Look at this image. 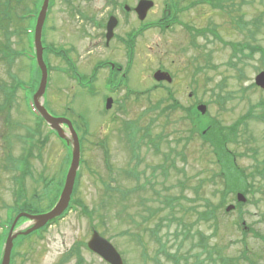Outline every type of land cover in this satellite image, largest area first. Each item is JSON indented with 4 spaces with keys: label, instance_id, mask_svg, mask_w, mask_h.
<instances>
[{
    "label": "rangeland",
    "instance_id": "374dc122",
    "mask_svg": "<svg viewBox=\"0 0 264 264\" xmlns=\"http://www.w3.org/2000/svg\"><path fill=\"white\" fill-rule=\"evenodd\" d=\"M68 1L56 0L57 6L43 24L42 55L49 71L42 102L50 115L72 123L83 144L84 163L80 167L76 194L70 197L72 210L43 232L40 238L31 236L22 242L21 239L17 240L16 244L21 243L15 247L14 264H106L86 248L94 232L114 246L124 264H173L158 252L156 242L149 238L148 229H155L160 219H166L162 221L160 229L161 241L166 244L168 252H178V257H181L179 264H193L195 261L190 257L186 262L182 256L189 253L191 244L199 242L196 231L209 238L207 242L215 250L214 258L237 259L244 249L240 242L242 234L236 224L241 221L240 216L250 227L245 238L248 249L253 253L249 258L250 264H264V178L257 176L251 181L254 183L255 197H250V203L245 204L241 212L224 215V210L220 208L215 222L197 221L192 208L203 211V199H210L212 204L218 206L223 198L224 186L219 179L201 186L199 197L202 199L196 200L194 194V187L200 180H208L218 167L197 135L188 142L184 139L192 125L181 120V111L171 112L165 118L159 115L160 108H153V105L166 100L168 89L172 98L183 108L198 109L203 106L206 110L203 117L207 115V118L218 121L223 127H229L248 115L253 107L256 113L240 125L237 142L229 145V148L236 154V164L240 168L250 172L256 164L263 165L264 119L260 120L259 116L264 114V106L257 105H264V90L249 87L253 85L255 76L264 72V59L259 53L248 55L247 49L243 50V54L234 55L233 48L251 44L264 50V0H220L219 9L202 0H147L152 7L142 22L134 12L139 2L137 0ZM165 1L175 4L182 11L177 16L180 24L166 31L152 29L136 36L130 62L132 65L125 80L132 91L145 95L126 97L123 95L126 91L118 87L120 94L112 98V107L106 111L103 99L110 87L104 86L103 82L109 68L100 70L97 66L104 60L119 63L121 71L117 73L113 70V73L118 74L117 80L120 79L127 62L120 39H126L124 34L127 30L137 31L141 23L160 18ZM110 2L112 6L116 4L114 10L119 15L115 28L119 40L106 48L103 42L97 45L104 29L96 30L91 23H105L106 7ZM124 5L129 8L126 14L118 8ZM27 7L30 8L27 2L13 1L12 13L19 16ZM30 9L28 13L36 12L33 6ZM33 21L30 19L29 27L26 21L10 19L7 25V49L13 53L23 50V57H14L10 63L0 58V103L4 98L1 90L12 85L15 78L21 79L23 85V93L17 92L10 111L9 121L15 126L12 130L5 126V113H0V221L4 219L5 208L14 206L17 190L13 183L17 174L14 169L22 158L23 138L33 125L29 103L30 95L37 89L38 73L35 59L32 60L33 35L31 40V35H25L22 31L24 27L34 33ZM244 24L246 27H243ZM191 29L193 32L190 33ZM198 31L200 34H197ZM5 44L7 41L2 37L1 30L0 47ZM54 49L57 54H66V59L53 56L51 52ZM66 63L72 65L73 71L82 77L84 86L77 85L67 74L60 72L69 67ZM156 72L166 73L171 78V84L155 82L152 76ZM111 84L114 86L118 81ZM158 84L164 85L155 88ZM167 104L165 101L163 106ZM152 118L154 124L149 125ZM127 122L136 125L137 134L134 127L129 129L130 137L135 140L145 130H151L155 137L161 135V153L153 154L151 147L141 144L138 153L141 162L136 163L135 158L131 157L135 155H130L126 145L125 136L129 132L124 125ZM9 132L14 136L8 135ZM44 136L43 133L34 138V148L27 162L26 181L19 193V196L23 195L29 200L32 194H38L34 204L33 200L31 203L35 206L33 210L42 211L39 215L51 212L58 202L48 201L44 185L47 183L49 192L54 193L56 183L65 182L70 168L69 149L57 137ZM68 147L71 149L70 143ZM108 165L112 166V173L107 169ZM131 172L138 175V183L127 179ZM111 177L115 191L110 195L106 186H110ZM135 186L144 187L130 194ZM128 191V198L122 199L121 193ZM170 198L179 200V206L172 212L166 206ZM225 201L226 206H236L234 195L229 194ZM79 206L86 208L91 215L83 214ZM152 212H155L154 216L147 220ZM171 215L190 228L193 234L191 239L181 243L183 237L176 234L180 227L176 222H167ZM18 221L15 229L31 227L29 220ZM181 230L184 231L183 228ZM255 236H259V239ZM199 251L196 248L193 252ZM154 259H158L159 263H155Z\"/></svg>",
    "mask_w": 264,
    "mask_h": 264
},
{
    "label": "trees",
    "instance_id": "16d2710c",
    "mask_svg": "<svg viewBox=\"0 0 264 264\" xmlns=\"http://www.w3.org/2000/svg\"><path fill=\"white\" fill-rule=\"evenodd\" d=\"M13 1L18 2V0H13ZM13 1L12 0H0V31L2 30V37L7 41V45L5 44V45H2L0 47V58L2 59V61L8 62V63L13 62L12 59L14 57L16 58V57L22 55L18 52H14V53L10 52L9 49H7V46L9 45L8 44L9 35L7 33V30H8L7 25H9V21L12 17L14 19L16 18V16L12 13L13 8L11 9V5L13 4ZM202 2H208L209 5H211L214 8H217V9L221 8L220 0H202ZM172 13H173V10H170V14L172 16H168L165 14L163 19L166 20V19L174 18ZM17 18H18V16H17ZM162 21L163 20L158 22L157 25H155V26L162 29V25H161ZM243 27H246V25L244 24ZM189 32L190 33L193 32V29H191ZM198 33L200 34L199 31L197 32V34ZM251 36H253V35H251ZM244 49L248 50V55L252 56L254 53H259L261 55V58L264 59V50L260 49L257 46H251V44H247V45L243 46V48L241 45L235 46L233 48V54L234 55H236V53L243 54ZM54 50L51 53L54 54L55 56H58V57L62 56L63 59L66 57V54L62 55L61 52L59 54H57V53H55L56 50L55 51ZM13 54H14V56H13ZM67 70H68L69 74L77 75L76 73H74L73 67L70 64H69V67L67 68ZM37 73H38V80L37 81H39L40 73L38 70H37ZM78 77H79V79L82 78L81 76H78ZM249 88L253 89L254 86L251 85ZM166 92H167V98L165 101L168 102L169 104H167L165 112H161L159 115H163V117L167 118L169 116V114H171V112L182 111L183 116L181 117V120L185 123H188V124L190 123L192 125L190 132H189V135L187 137H185L184 139H186V141L188 142L192 138H194L195 135H197V137L199 138V140L201 141L203 146H205L209 149V152L213 157V163H214V165H217V167H218L217 171L213 172L210 175L208 180H204V179L200 180L199 184L196 187H194V194L196 196L195 197L196 200L202 199L201 197H199V190H200L201 186L204 183H209V182L215 183L219 179L221 182V185L224 186V189L222 192L223 198L219 201L221 203H219L217 206L216 204H212L210 199L205 198V199H203V205H204L203 207L205 208V210L196 211L195 208H192V210L196 213V215L200 221L210 222L211 220H213L215 222L217 212H219V209L226 202L225 201L226 196H228L229 194L232 195L233 193L240 192L246 197L247 202H250V198H248V196L254 197V195L256 193L255 188H254V183H252L251 181L255 180L257 176L264 178V164L263 165L262 164H256V166H254V170L248 172L246 169L240 168L236 164V154L234 152H231V150L229 148V145L235 144L237 142V137L239 134L240 125L244 124L245 120L251 118V116H252L251 114L255 109L252 107L249 110L248 115L242 116L238 122L232 124L229 127H223L218 121L211 120V119H209V117L207 118V115L204 117L200 116L196 112L194 107L183 108L182 106H180L178 104V102H177V100H175V98H172V95H171L170 91H168V89L166 90ZM162 104H163V101H160L157 104L153 105V108L154 109L160 108V110H161ZM259 106H264V105L259 104L257 107H259ZM259 119L260 120L264 119V114L262 116H259ZM39 121L42 122L41 119H39ZM148 124L153 125L154 124V118L150 119ZM132 127L135 128V131L137 133L136 125L134 123H131L129 125V129ZM140 142L144 143L145 146L147 145V146L151 147L153 154L160 153V151H159L160 143L162 144L161 135H158L157 137H155L151 133V130H149V131L145 130L144 132H142V134L140 136ZM137 150L138 149L134 148V149H132V152L135 155L133 157L135 159H137L136 162L139 163V162H141V160H140L141 158L137 154ZM106 164H107V162H106ZM24 166L26 168V161H25ZM107 169L112 173V166L111 165H108ZM129 177L130 178H127V179H132L136 183L139 182V178H137L138 175L136 173L131 172L129 174ZM111 181L112 182L114 181V179L112 177H111ZM146 181L147 182H145V183L148 184L149 181L148 180H146ZM61 185H62V182H60V181H58L56 183L55 193H52L53 195H51V193L49 192L50 188H49L48 184L46 183V185H44V189L47 191L46 192V198L48 199V201H50L52 203L53 201H55L57 199L58 194L60 192ZM149 186H151V185H149ZM143 187L144 186H135L134 188H132L130 190V194H134V192L136 190H141ZM106 189L108 190L110 195H111V193H113L115 191V188L112 185L106 186ZM117 190H119V189H117ZM128 193H129V191L127 193L122 192L121 195L122 194L123 195L121 196V198L127 199ZM37 197L32 196V199L29 200L27 198H24L22 195L19 198L20 203H19L18 207L15 209H12V210H8V212H7L8 226L11 224L15 215L18 213L24 212L27 214H38L39 212H42V211H38V210H33V209H35V206L33 204H34V201ZM182 199H185V198L182 197ZM195 199H193V201H195ZM32 200H33V204L31 203ZM173 200H176V202ZM178 201H179L178 198L177 199H171V198L168 199L166 206L171 209V212L173 211L174 208L179 206ZM161 203H164V202L161 201ZM52 205L53 204H51L49 206V208ZM238 206H239L238 210L240 211L243 205L239 204ZM70 209H71V207H69L67 212ZM160 210L162 212L161 208H160ZM82 211H84L85 213H89V215H91L90 211H87V209L84 207H82ZM157 211H159V209ZM67 212L62 217H64L67 214ZM155 212L150 213L149 216L147 217V220L151 216L153 217ZM170 217L171 218L167 222L172 223L173 221H175L178 223V227H180L179 230H176V234L179 233V235H181L183 237V241H181V243L188 240V238L193 237V235L190 232V229L186 228V225L182 222L181 219H177L176 217H174L172 215ZM129 219H130L129 221H131L132 217H130ZM164 220H166V219H160V223L157 225V227L155 229H148L149 238L156 242V245L158 246V252H161L167 260L171 261L173 264H179L181 257H178V252L177 251L173 252V253L168 252V250L166 248L167 247L166 244L163 243L157 235V233L161 231L160 229L163 226L162 221H164ZM20 221H25V219H21ZM132 222H130V223H132ZM181 228H184V231H182ZM34 234H36V233H34ZM34 234H32V235H34ZM195 235H197L200 238V241L198 242L197 245L194 244L195 247L193 249L189 248L190 249L189 253L182 256L186 262L188 260L187 258L192 257L195 260L193 262V264H246V263H248V262H246L247 261V258H246L247 255H245L246 250H243L241 255H240V258H237V259L236 258L226 259L223 257L214 258L215 250H214V248L212 249V247L209 246V244L207 242L209 238L205 237L204 234L200 231H196ZM25 238L26 237H21L20 238L21 242L24 241ZM21 242H19V243H21ZM19 243H18V245H19ZM195 248H199L200 251L197 253H194L193 251ZM248 261L250 264L251 260L248 259ZM154 262L159 263L158 259H154Z\"/></svg>",
    "mask_w": 264,
    "mask_h": 264
},
{
    "label": "water",
    "instance_id": "95a60500",
    "mask_svg": "<svg viewBox=\"0 0 264 264\" xmlns=\"http://www.w3.org/2000/svg\"><path fill=\"white\" fill-rule=\"evenodd\" d=\"M48 2L49 0H43L42 7L39 13V16L36 21L35 26V32H34V50H35V57H36V65L40 72V81L38 85V89L36 93L33 96V102L34 106L39 113V115L42 117V119L51 127L52 130L56 131L57 135L63 139L67 140V138L64 136L62 131V126H65L67 131L70 134L71 138V162H70V168L68 170V173L66 175V180L64 182V186L62 189V192L60 194L59 200L54 207V209L43 215L39 216H29L26 214H20L15 219L14 223L12 224L10 228L9 235L7 237L2 262L1 264H9L10 259V253L11 248L13 246V241L18 236H26L30 233L42 228L44 225H46L47 222L58 218L62 215V213L67 209L70 197L73 190L74 181L76 178V173L79 167V159H80V147L78 142V137L75 133V131L72 128V125L67 120L62 119H55L51 117L43 108L41 103H39V99L43 97L46 86H47V68L43 61V48L41 45V33L43 24L46 18V12L48 8ZM152 7V3L149 1H140L135 8V13L137 14V17L140 21H143L146 17L147 11ZM117 25V21L114 18H111L107 25H106V40L109 41L113 36V31ZM153 79L156 82H167L171 83V78L166 73L156 72L153 75ZM254 84L257 88L264 90V72H261L256 75L254 79ZM111 101L107 100L106 102V109L108 110L110 108ZM201 114L204 113L205 108L204 107H198L197 109ZM239 201H243V198L241 196H238ZM233 209V207L227 208V211H230ZM24 217L28 220H31L34 224L28 229L21 230L20 232H14V226L19 218ZM88 248L96 253L99 257H101L106 263L108 264H122V260L119 256V254L116 252V250L112 247V245L107 242L105 239L100 237L96 232L93 233V236L91 240L88 242Z\"/></svg>",
    "mask_w": 264,
    "mask_h": 264
},
{
    "label": "flooded vegetation",
    "instance_id": "af4514ba",
    "mask_svg": "<svg viewBox=\"0 0 264 264\" xmlns=\"http://www.w3.org/2000/svg\"><path fill=\"white\" fill-rule=\"evenodd\" d=\"M21 1L22 0H20V2ZM55 1L56 0L53 1V8L55 6H57ZM138 1H140V0H137V2ZM68 3L71 4V1H68ZM124 6H118V8L123 9V11H124V8H123ZM115 7H116V4H114L112 6V3L111 2L109 4H107V7H106L107 8V10H106V15L107 16H106V21H105L104 24H103V22H101L100 24L99 23L96 24V22L91 23V26H93V28L96 29V30H99L100 31V30H103L104 29V33L103 34L100 33V38L98 39L99 43H97L98 46L102 45V42H103L104 47L109 48L112 43H114V42L117 43L118 40H119V36L117 34H115V30H114L113 38L108 43L106 41V24H107L109 18L110 17H115L116 19H118V17H119V15L117 14L116 10H114ZM170 9H171L170 4L168 3V1H165L163 3V7L161 8V11H160V18L164 14L165 11H167L168 12V15H170V12H169ZM126 13H128V12H125V14ZM170 22L171 21L169 19L164 20L162 22L163 23V28L166 27L165 30H169L170 29V27L167 29V27L169 26ZM151 23H148L146 26L148 27L149 25H151ZM146 26L144 28H142L143 29V31H142L143 33L152 30L151 28L150 29H147ZM138 28L139 29L137 31L135 29H129V30H127L126 33L124 34V36L126 37V39H123V40L120 39V42L122 44V47L124 48V52H125V54L127 56V62H126V65H125L126 67L124 68V72L125 73H123L121 75L120 79L117 80V77H118V74L117 73H119L118 70L121 71V69L119 68V63L113 62L114 63L113 64L114 65L113 69H111L112 62H109L110 60H104L103 62L99 63V65H98V67H100L99 68L100 70H105V69L109 68V73H108V76L106 77V80L107 79H109V81L110 80L111 81L113 80V82L114 81H118V84L112 86V89L111 90H114V92L113 93L107 92L105 98H113L114 95L120 94V93H117L118 92V89L117 88L120 85H123L121 90H125L126 91V89H129L126 92H123V95L124 96H126V97H132V95L134 94V93H132L131 89L129 87H127L125 80H126V76L129 73L128 68L131 67V65H132L130 62H131V59L133 58V51H132V49H133V47L135 45V40H136L135 38H136V35L138 34L137 32L139 30H142L140 26ZM126 46H128V50H126V48H125ZM115 64H117V67H115ZM113 70H116L117 73H113ZM163 83H165V82H163ZM158 85L159 86H157V88H160V87L163 86V84H158ZM17 92H19V91H17ZM2 101L3 102L0 103V108H1L0 113L1 114H3V112L5 113V117H6L5 118V121H6L5 123H7L5 126L8 127V129L10 131V129L12 130L15 126H12L13 124L11 123V121H9V119L11 117V115H10L11 112H8L7 109H6V107H5V102H6L5 96L2 99ZM8 135H11L10 132L8 133ZM11 136H14V135H11ZM23 141H24V138H23ZM23 147H22V152H23ZM21 156H22V154H21ZM14 172L18 174V170H14ZM17 174H15V175L17 176Z\"/></svg>",
    "mask_w": 264,
    "mask_h": 264
}]
</instances>
